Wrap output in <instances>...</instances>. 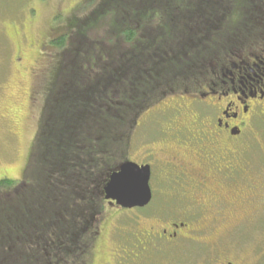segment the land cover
<instances>
[{"label": "flooded vegetation", "instance_id": "flooded-vegetation-1", "mask_svg": "<svg viewBox=\"0 0 264 264\" xmlns=\"http://www.w3.org/2000/svg\"><path fill=\"white\" fill-rule=\"evenodd\" d=\"M229 9V17L220 16L215 33L209 36L213 47L198 48L199 43L192 42L194 49L186 71L169 91L158 89L160 95L136 115L130 136L123 139L127 146L118 169L127 162L148 168L150 203L124 209L107 201L102 192L103 203L115 212L105 213L102 218L101 213L86 223L83 231L92 232L89 252L73 260L58 257L52 264H130L128 257L121 256V250L128 249L125 241L128 244L132 234L134 264H161L157 254L193 239V234L211 238L234 230L232 223L237 217L262 214L264 160L254 159L253 147L257 138L264 136V0H233ZM60 16L53 19L59 21ZM59 24L55 23L38 41L35 51L33 44L18 40L17 72L36 79L45 66L43 52L47 44L60 37ZM16 33L22 37L23 32ZM191 40H199L198 35ZM24 60L28 63L24 64ZM3 174L0 179L5 177L15 184L5 200L10 211L9 228L30 226L58 231L59 213L49 218L53 224L49 222L45 228L30 225L26 210H20L15 202L14 197L21 195L13 193L29 178ZM129 214H133L132 233L122 227L127 221L120 222ZM109 215L115 216L113 222ZM189 218H212L215 226L201 228L191 224ZM118 232L121 245L111 250L113 254L107 253V237L116 242ZM202 242L203 246L209 240Z\"/></svg>", "mask_w": 264, "mask_h": 264}, {"label": "trees", "instance_id": "trees-1", "mask_svg": "<svg viewBox=\"0 0 264 264\" xmlns=\"http://www.w3.org/2000/svg\"><path fill=\"white\" fill-rule=\"evenodd\" d=\"M88 1L97 2L90 15L57 27L60 37L51 45L59 53L26 169L29 181L13 191L30 225L45 228L59 213L60 228H9L5 200L15 184L3 177L0 264H52L89 252L92 232L83 230L103 212L101 193L118 169L136 115L186 71L192 42L213 47L209 36L220 16L229 17L233 0ZM101 20L107 36L89 37ZM195 34L199 40H191ZM39 236L46 247L41 255L33 240Z\"/></svg>", "mask_w": 264, "mask_h": 264}, {"label": "rangeland", "instance_id": "rangeland-1", "mask_svg": "<svg viewBox=\"0 0 264 264\" xmlns=\"http://www.w3.org/2000/svg\"><path fill=\"white\" fill-rule=\"evenodd\" d=\"M94 4L96 5L97 2L88 0H49L43 3L41 0H0V177L4 175V172L15 179L27 177L26 169L32 145L40 129V116L47 90L53 83V67L57 64L55 56L59 53V50L54 49L50 43L47 44V51L43 52L46 54L44 69L35 80H32L27 75L17 72L15 60L18 40L20 42L22 40L24 44L25 40L33 44L35 51L39 45L38 41L47 36L49 29L55 27V23L57 25L62 23L70 15L84 18L93 12ZM55 15H61L62 19L54 20ZM105 21L95 23V28L87 31L86 34L98 39L107 36L109 28ZM18 30L23 32L21 38L16 35ZM26 54L29 56L30 51L26 50ZM25 63L28 61L24 60ZM14 115L15 117H12ZM10 119L14 120L15 126ZM257 141L253 147V157L258 161L264 160V136L258 137ZM100 203H103L102 200ZM103 206L101 218L105 213L115 212H110V208L105 203ZM132 215L129 214L120 221H127L122 227L129 233L135 229L130 225ZM108 218L111 222L115 220L113 215H109ZM189 220L191 224H198L201 228L215 226L212 218H189ZM115 225L119 226V222ZM232 228L235 229L213 234L211 238L193 234V239L179 242L157 256H161L159 259L161 264H227L230 262L264 264V210L261 215L237 217L232 223ZM114 229H111V233ZM34 233L40 235L37 231ZM119 235L118 232L116 242L107 237L109 248L106 250L107 253L113 254L111 250L121 245ZM124 236L128 235L124 232ZM133 236L128 244L125 241L128 249L121 250V256L128 257L130 264H134ZM33 240L36 245L42 246L40 247L42 251L39 250L38 255L45 253L43 236H39L38 239L34 237ZM208 240V244L203 246L200 244ZM49 253L50 251L46 254ZM156 264L160 263L156 262Z\"/></svg>", "mask_w": 264, "mask_h": 264}, {"label": "water", "instance_id": "water-1", "mask_svg": "<svg viewBox=\"0 0 264 264\" xmlns=\"http://www.w3.org/2000/svg\"><path fill=\"white\" fill-rule=\"evenodd\" d=\"M148 168L127 162L110 177L105 190V199L124 209L147 206L152 193L149 186Z\"/></svg>", "mask_w": 264, "mask_h": 264}]
</instances>
